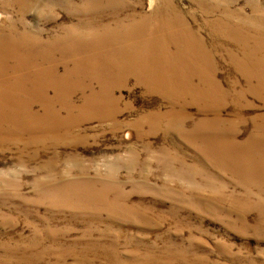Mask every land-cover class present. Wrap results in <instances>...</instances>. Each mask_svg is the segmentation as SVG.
Here are the masks:
<instances>
[{
    "label": "rangeland",
    "instance_id": "rangeland-1",
    "mask_svg": "<svg viewBox=\"0 0 264 264\" xmlns=\"http://www.w3.org/2000/svg\"><path fill=\"white\" fill-rule=\"evenodd\" d=\"M0 14V264H264V0Z\"/></svg>",
    "mask_w": 264,
    "mask_h": 264
},
{
    "label": "bare ground",
    "instance_id": "bare-ground-1",
    "mask_svg": "<svg viewBox=\"0 0 264 264\" xmlns=\"http://www.w3.org/2000/svg\"><path fill=\"white\" fill-rule=\"evenodd\" d=\"M2 15L0 14V22H2ZM195 33V32H194ZM197 36H198V34L197 33H195Z\"/></svg>",
    "mask_w": 264,
    "mask_h": 264
}]
</instances>
